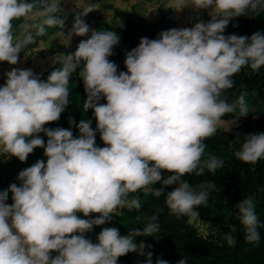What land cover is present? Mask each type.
I'll return each instance as SVG.
<instances>
[{
  "label": "clouds",
  "instance_id": "1",
  "mask_svg": "<svg viewBox=\"0 0 264 264\" xmlns=\"http://www.w3.org/2000/svg\"><path fill=\"white\" fill-rule=\"evenodd\" d=\"M196 9L212 8L211 19L192 28L162 31L158 39H140L138 47L126 53V72L109 61L119 43L113 31L93 30L74 53L63 56L46 81L30 69L6 73L0 86V151L26 161L35 148L44 149L46 163L37 160L18 173L0 193V264H117L131 252L146 256L152 252L136 237L160 231L156 210L143 229L121 235L115 227L103 228L97 243L85 238L93 226L111 221L117 209L139 211L142 201L131 193L143 190L155 198L165 196L170 215L196 219V210L207 205L214 181L195 187L182 177L202 176L224 167V160L211 153L204 157V141L226 123L224 132L247 116V93L234 102L225 95L234 87V75L245 67L258 72L264 67V34L251 37L223 35L232 18L264 13V0H192ZM97 6L89 5L75 17L71 35L86 36L90 29L82 19ZM59 0H0V62L18 63L19 53L46 34V27L63 28ZM22 20L18 30L13 21ZM58 37H66L62 31ZM87 100L84 110H93L96 129L90 119L69 124L79 129L74 138L69 129L44 127L60 118L69 103V79L81 66ZM106 103H100L101 98ZM239 113L224 121L225 115ZM96 132L105 147L96 146ZM44 133L47 137H39ZM237 137L239 135L237 134ZM234 156L243 163L264 159V132L244 137ZM168 172L167 177L162 172ZM157 183L160 188L150 187ZM175 184L167 193L165 188ZM9 192L13 203L7 204ZM237 218L247 243L259 244L264 226L255 211V197L247 196L236 205ZM99 214L94 219H83ZM224 239L235 246L231 233ZM57 253L55 256L52 253ZM155 264H167L157 259ZM177 264H188L182 257Z\"/></svg>",
  "mask_w": 264,
  "mask_h": 264
},
{
  "label": "trees",
  "instance_id": "2",
  "mask_svg": "<svg viewBox=\"0 0 264 264\" xmlns=\"http://www.w3.org/2000/svg\"><path fill=\"white\" fill-rule=\"evenodd\" d=\"M96 0H91L94 3ZM73 21L75 19L71 18ZM211 16L201 18L200 21L207 23ZM19 20V23H22ZM177 20L169 16V13L161 10V16L157 20L146 21L141 13L136 9L116 8L111 17L96 15L94 30H107L115 32L120 40L112 49L113 54L108 57L109 61L114 62L118 68V73L126 72L124 61L126 53L138 47L140 39H158L162 31L176 28ZM17 25V26H18ZM260 32L264 34V13L259 15L245 14L232 18L223 35L235 34L237 36L251 37L252 34ZM80 40L76 43L73 50H76ZM7 62H0L6 64ZM83 65L74 71L69 79V103L61 113L60 118L55 122H50L44 127L55 129L61 127L73 132L74 138L79 137V129L69 124V119H74L78 124L82 119H90L91 127L96 129V120L92 109L84 110L87 94L84 90L82 78L79 72ZM59 68V60L43 71L40 75L41 80L46 81L48 75ZM7 76L0 77V86H4ZM234 87L225 94L230 102H234L241 93H247L245 101L249 107L247 116L239 117L235 125V136H228L221 131H217L213 136L207 138L204 143L206 150L204 157L209 153L224 160V167L215 173L207 170L202 176L185 174L182 179L186 180L193 187L201 182L214 181L220 191H212L209 195L207 205H202L196 210L199 216L190 219L187 216L177 217L170 215L164 206L165 196L155 198L144 191L140 192L142 208L139 211L132 210L126 214L124 221H121L117 214L112 216L111 221L103 225L93 226L91 231L85 232V238L97 243V236L103 228L115 227L121 235H126L130 229H143L144 224L150 222L149 218L156 214V210L162 208L163 211L158 215L160 231L148 237H136V243L143 241L147 243L152 252V264L156 260L163 259L167 264H177L182 257L188 258V264H264V226L259 228L261 240L259 244L247 243L244 239V229L240 224L236 205L247 196L255 197V211L264 225V159L256 164H246L238 160L234 153L240 150L244 137L249 134L264 132V67L258 72H253L245 67L239 74L232 78ZM100 103H106L103 97ZM239 113V109L232 114L225 115L223 118L232 119ZM44 134V133H42ZM237 134L239 137H237ZM44 135L42 139L47 143ZM96 146L105 147L96 132ZM34 152H40L38 147ZM162 185L159 183L157 187ZM173 185L165 188V193L172 191ZM133 193L130 194V197ZM83 219H94L99 214H90L84 217L82 213H77ZM120 216V215H119ZM199 224L210 227L207 233L199 229ZM231 233L237 238L235 246H229L224 239L225 234ZM129 253L121 256L118 260L127 259L128 264H146V256L138 262L133 263L129 260Z\"/></svg>",
  "mask_w": 264,
  "mask_h": 264
},
{
  "label": "rangeland",
  "instance_id": "3",
  "mask_svg": "<svg viewBox=\"0 0 264 264\" xmlns=\"http://www.w3.org/2000/svg\"><path fill=\"white\" fill-rule=\"evenodd\" d=\"M61 3V12L58 14L60 18L64 20V25L62 29L57 27L47 28L46 34L43 36H35L34 42L28 44L22 52L19 53L18 63L11 65L9 63L2 64L0 66V77H3L11 71L13 68L16 69H30L34 74L40 75L43 71L47 70L53 64L59 60V67H62V59L64 55L74 53V47L76 43L80 40H87L91 36V32L94 30V23L96 20V15L102 14L106 17H111L114 14L116 8L122 9H136L139 11L146 21L157 20L161 16V10L169 13V16L173 19H176L177 25L176 29L192 28L197 22H200L201 18L210 16L212 8L207 9H196L192 5V0H96L94 3H91V0H59ZM89 5L97 6L96 9L86 16H83L82 19L86 24L89 25V33L86 36H76L71 35L68 40L67 36L69 35L75 17L80 14L85 8ZM19 21H13L14 30H18ZM62 31L66 37H58L57 32ZM83 65V61L81 62ZM224 121L231 119L222 118ZM226 123H221L217 127V131L228 136H235V126L232 127V130L229 132H224ZM39 137H43L44 134L39 133ZM47 138V137H46ZM45 138V139H46ZM40 152H34L28 155L26 161L21 162L18 158L10 156L8 154L0 151V193L5 190H8L10 185L15 183L17 186L20 185L18 180V173L21 170H24L32 166L37 160H43L45 163L47 157L44 155V149L38 147ZM170 175L168 172H162V176L167 177ZM159 183L150 186L157 187ZM176 187L175 184H173ZM140 190L136 193H133V196H138L140 198ZM12 193L9 192L7 204L11 205L13 203ZM132 197V196H131ZM128 209H117L116 214L118 215L121 221H124L126 214L129 213ZM120 215V216H119ZM145 227V224H144ZM199 229L207 233L211 230L210 227H207L204 224H199ZM139 244V243H137ZM147 246L148 244L145 243ZM145 252H151L150 247L145 248ZM57 253L53 252L52 255L55 256ZM129 260L133 263L138 262L144 255H139L136 252L129 253ZM117 264H128L127 259L117 260Z\"/></svg>",
  "mask_w": 264,
  "mask_h": 264
}]
</instances>
